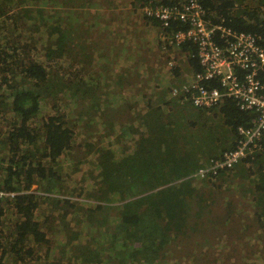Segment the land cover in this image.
<instances>
[{
    "label": "trees",
    "instance_id": "trees-1",
    "mask_svg": "<svg viewBox=\"0 0 264 264\" xmlns=\"http://www.w3.org/2000/svg\"><path fill=\"white\" fill-rule=\"evenodd\" d=\"M81 1L0 0V191L16 193L0 200V264H21L23 256L31 264L35 256L45 261L54 247L64 248L79 263L94 250L99 264H181L204 248L215 249L202 246L205 238L211 242L207 233L218 231L206 219L219 210L224 191L220 176L247 165L264 179V152L257 150L214 178L194 175L234 149L238 127H252L257 114L240 110L231 99L203 110L171 96L176 81L190 82L202 71L194 44L170 47L162 42V35L174 36L187 25L172 22L162 29L159 21L146 17L159 31L161 26L160 53L176 49L187 63L182 68L167 64L166 77L159 65L153 67L152 49L127 41L121 27L114 33L117 16L114 21L101 13L107 3L79 5L83 18L66 9ZM107 2L109 9L119 7L116 0ZM201 3L208 23L252 34L264 48V0ZM92 17L106 26L94 34L96 44L76 28H94ZM61 38L65 45L57 44ZM119 43L123 47L114 60L108 46ZM24 45L32 47L35 59H22ZM131 45L139 64L133 59L107 67L128 58L125 50ZM46 47L50 51L44 56ZM54 47L61 49L55 52ZM183 71L189 78L184 79ZM259 78L264 81V71ZM157 103L162 105L155 114ZM208 113H220L221 119ZM111 123L119 126L118 139L103 132ZM256 187L253 193L264 191V184ZM219 188L222 193L216 197ZM235 188L230 185L224 192ZM191 227L196 231H186ZM87 230L102 237L91 240L93 248L83 243ZM208 257L205 253L204 259ZM54 258L53 264H61L59 254Z\"/></svg>",
    "mask_w": 264,
    "mask_h": 264
},
{
    "label": "built area",
    "instance_id": "built-area-1",
    "mask_svg": "<svg viewBox=\"0 0 264 264\" xmlns=\"http://www.w3.org/2000/svg\"><path fill=\"white\" fill-rule=\"evenodd\" d=\"M170 2L168 5L146 3L144 14L159 21L162 29L172 22L187 25L174 36L162 35V42L170 47L187 42L194 44L202 67L191 82L173 89L172 96L203 110L217 109L226 99H231L240 110L257 114L252 127H238L239 141L234 149L224 152L221 159H211L194 175V178L210 179L222 171L232 170L257 150L264 152V81L259 78L264 71V48L252 34L208 23L203 17L201 0ZM174 63L171 60L169 67ZM15 196L16 193L0 191V200Z\"/></svg>",
    "mask_w": 264,
    "mask_h": 264
},
{
    "label": "rangeland",
    "instance_id": "rangeland-1",
    "mask_svg": "<svg viewBox=\"0 0 264 264\" xmlns=\"http://www.w3.org/2000/svg\"><path fill=\"white\" fill-rule=\"evenodd\" d=\"M90 0H82L76 7L73 6V3H70V5L66 8H69V11H74L77 14H80V18H83V13L85 12L84 8H79L80 6H84L87 4V2ZM104 3H107V0H102ZM145 0H116V3L119 5V7H116L114 9H109L107 8V4L105 6V8L101 11L102 13V17L104 15H109L110 19H114L117 16V22L115 24L116 30L114 31V33L117 32V29H119L120 27L123 28L124 34L127 36V38H125L127 41L130 42H137V46L138 48H143L144 44L146 45L145 50L147 51L148 48L152 51L150 53V55L148 53H146L147 55H149L152 59V65L153 67L158 65L159 59L162 60L161 62V66L160 69L165 72V76H168V72L169 70H167V64L170 58L175 59L176 62L178 63V65L182 68L186 65V60L180 59V53L179 51H177L176 49L171 50L164 53H160L159 51V43H158V39H157V34H158V27L155 28L153 26V24L151 23L150 20H147L146 15L144 14V7L146 5V3H144ZM178 1H184V0H177ZM15 11V10H14ZM18 13V12H17ZM20 13V11H19ZM94 17L91 18V21L89 22V25H94V28L87 26V25H77V29L79 30V32L82 33H89L88 36L91 37L92 41L96 44L97 38L95 37L94 34L96 33H102L104 31V29H106V26L103 24H100L101 22H98ZM104 24H106L107 22H103ZM85 26V27H83ZM114 26V25H113ZM160 28V27H159ZM111 29V28H110ZM114 29V28H112ZM157 30V31H156ZM160 32V31H159ZM93 33V35H92ZM63 43V45H65V40L64 38H61L59 41H57V44ZM156 46V50L153 51V47ZM112 52V59L116 60L118 57L115 55V53H117V50H121L123 45L121 43H119L117 46H108ZM54 51H58V49H61V47H54L53 48ZM113 50V51H112ZM49 49L46 47L42 50V53L44 54V56L46 55V53H49ZM125 51H128L127 54H125V57H128L124 60V58L119 59L114 65L113 63L110 61L109 64L107 65V67L113 68L116 64L120 63L121 65H123L124 61L126 63H130L133 62V59L136 61L137 64H139V56L136 52V50L134 48H132V45L126 49ZM32 47H28V45H24V47L22 48L21 51V57L23 60L29 61L30 58L35 59L34 56H32ZM59 55V54H58ZM32 56V57H31ZM131 57V58H130ZM150 59V58H148ZM184 61V62H183ZM169 68V67H168ZM184 79L186 78V76H184ZM189 78V77H187ZM141 80H144V77L141 78ZM193 80V79H192ZM177 82V86H173L172 90L183 85L180 84V81H176ZM149 111V110H148ZM77 112V115H79V110L75 108V113ZM210 114L212 117H218L221 119V114L217 113L212 114V113H208ZM110 121V120H108ZM111 122V121H110ZM215 123H220V121H215ZM119 128V126L117 125L116 127L113 126V124L111 123L109 128L106 130L104 129V133L108 134L111 133L113 135L118 134L120 131H116V129ZM115 138L118 139V135H115ZM94 139V138H92ZM216 142V139H215ZM222 145V143H220V146ZM220 177H223V175H221ZM263 175L261 176L260 179L262 178ZM258 177H257V181H258ZM251 182V184H249L248 182H244V185L242 187H236L234 189V191L232 192H224L225 190H227L228 188L225 187L224 185H222L221 190L224 189V191L221 192V190L219 191L220 193L223 194V196L221 197V201L223 204V217L218 219L221 223L227 222L229 220H237V217L239 214V211H243V210H251L250 208H257V203L258 200L256 199V196L250 193H246V191L249 189L248 187H252L253 188H257L256 185L260 183V185L264 184V182ZM264 181V180H263ZM256 183V184H255ZM195 186H198V184H196ZM210 185H208L209 187ZM221 186V185H220ZM37 187H35L34 189H36ZM220 189V188H219ZM233 194L232 200H229V196H231V194ZM246 193V194H245ZM208 194V192H207ZM242 194V195H241ZM241 195V196H240ZM217 197V194L215 195ZM245 197V198H244ZM244 200L247 202L245 204ZM247 198H252L253 202L250 203L249 199ZM262 203H264V197H262ZM214 201L212 200L209 204L211 205ZM43 204L45 203L44 201L42 202ZM230 204L232 205L230 207ZM261 205V203H260ZM264 206V204H263ZM229 208V209H227ZM49 210L48 207H46L45 211ZM237 211V212H236ZM228 213H232L233 218H229L226 217V215ZM205 216V215H204ZM97 220L99 221V217H97ZM206 221L208 222V225H211L212 222L215 221V218L213 217L212 213L210 214V216H208V218L206 219ZM236 226V225H235ZM192 228V227H191ZM233 229L232 232H236L234 231V227L233 226H228L225 224H221V232L220 235L222 234V239L225 240H220L219 242L215 243V249H212L211 247L209 248H204L203 252L199 253V255H197V257H193L190 259H185L181 264H193V260L197 261V264H203L204 262V255L205 253H207L209 255L208 258H210L211 260L207 261L208 259L205 260L204 264L209 263L210 261L212 262V264H256L259 263L261 261H264V232L261 234H254L253 236H251L253 239L247 243H243V242H233L232 240L235 239L237 237V233L234 234V236L230 238L229 235H223L226 234V232L230 231V229ZM69 229V228H68ZM204 229V228H202ZM247 230V229H246ZM186 231H196L194 230V228H192L191 230H186ZM50 234V231H49ZM210 237V240L213 239L214 241H216L215 236L216 234L211 233L208 235ZM96 238H102L100 236V234L98 232H92V231H85L84 236H83V243H86V245H89L90 247L93 248V245L91 243V240L96 239ZM199 240L198 242L202 241L200 237H198ZM238 239V238H237ZM229 243H227L228 241ZM81 241V240H79ZM203 241H205V244L202 247H206L208 245H212L214 246V244L210 241H207V238H205ZM224 245V247L222 248L221 246ZM247 247H249L247 249ZM54 254L52 252V257L46 259L45 261L43 260V258L45 257H40L38 260L43 261L42 263L38 262V260H36V256L33 260L32 264H47L48 260L50 261L51 264H53L54 262V257L55 255L59 254V259L61 260V264H99L98 260H96V258L93 256L94 250H90L88 253H85L84 256L80 259V263L78 261H76L73 257L72 254H65V249L64 248H59V247H54ZM110 252V251H107ZM257 252V254L260 253L259 256L254 257L253 258V253ZM219 253V254H218ZM37 256H41L40 254H35ZM204 259V260H203ZM19 263L21 264H31L30 262V257H25L23 256V261H19ZM102 264H114V262L112 263V260L109 263L106 262H102ZM136 264H147L145 261H137ZM157 264V263H156ZM264 264V263H263Z\"/></svg>",
    "mask_w": 264,
    "mask_h": 264
},
{
    "label": "crops",
    "instance_id": "crops-1",
    "mask_svg": "<svg viewBox=\"0 0 264 264\" xmlns=\"http://www.w3.org/2000/svg\"><path fill=\"white\" fill-rule=\"evenodd\" d=\"M180 59H182V57H180ZM161 62H162V60L159 59V62H158L159 69L161 66L160 65ZM186 65H187V63H186ZM184 71H183V75L187 77L189 72L187 73ZM161 105H162L161 103H157V104L153 105V108H155V111H156V112L154 111L155 114L158 113L157 107H159ZM148 110H150V109H148ZM216 145H217V147L220 146L219 143H217ZM236 171L238 173L234 172L229 177H227V176L221 177V179L219 180V184L221 186L224 185L227 188H229L230 185L236 186V187H242L244 185V182H248L249 184L252 185L251 182L257 181V177L259 178L257 182H264L263 181L264 179H260L262 176V173L256 167L254 168L252 166L250 167V166L244 165L241 167V169H236ZM248 188L249 189L246 191V193H249V194L251 193L253 195L254 193L252 192V189H251L252 187H248ZM253 189H255V188H253ZM219 191H220V189L218 190L217 196L220 194ZM253 196H256V199L258 200L257 208H250L251 210H247V209L243 210V211L241 210V211H239V213H237V214H239L237 217V220H229V221L224 222V223H221L218 220L224 216L223 215L224 210H222L223 204H222V201L220 199L221 203L220 202L217 203L219 210L214 212L213 217L215 218V221L212 222L217 226V229H218V231L215 232L216 241L211 239V242L214 244V247L216 246L215 243L219 242L220 240H223L222 234L220 235V233H222L221 232L222 231L221 230V224H225V225L234 227V231H236V232H232L233 229L231 228L230 231L226 232V234H223V235H229L230 236L229 239H231L234 236V234L237 233L236 234L237 237L232 240V243L233 242H236V243H238V242H243V243L249 242L250 243V241L253 239L251 236H253L254 234H260V233L262 234L264 232V206L260 205V203L262 204L261 200H262V197H264V191L257 192ZM231 197H233V194H231V196L228 197L229 200H232ZM244 198H243V201L246 204L247 202L244 200ZM247 199H249V198H247ZM249 201H250V203H252L253 199L250 198ZM226 217L233 218V215H232V213H228L226 215ZM209 234H211V233H207V235H209ZM223 241H225V240H223ZM226 241H228V240H226ZM227 243H229V241ZM221 247L223 248L224 245H222ZM248 248L249 247H247V249Z\"/></svg>",
    "mask_w": 264,
    "mask_h": 264
}]
</instances>
